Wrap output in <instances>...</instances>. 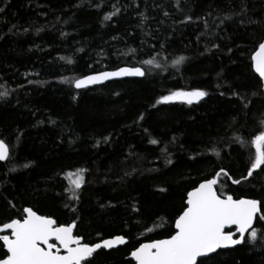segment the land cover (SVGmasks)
<instances>
[{
	"label": "trees",
	"instance_id": "trees-1",
	"mask_svg": "<svg viewBox=\"0 0 264 264\" xmlns=\"http://www.w3.org/2000/svg\"><path fill=\"white\" fill-rule=\"evenodd\" d=\"M0 8V92H9L0 139L10 149L0 161V224L32 207L75 220L89 243L124 235L128 244L99 250L95 264H133L131 251L173 234L187 193L221 169L223 192L264 201V171L244 179L255 149L236 141L264 129L252 61L264 41V0H0ZM153 57L164 68L143 78L84 89L62 82L147 70L142 61ZM196 89L208 92L199 103L157 104ZM78 169L87 171L73 201L66 174ZM255 227L264 231V221ZM208 264H264V240L219 250Z\"/></svg>",
	"mask_w": 264,
	"mask_h": 264
},
{
	"label": "snow or ice",
	"instance_id": "snow-or-ice-1",
	"mask_svg": "<svg viewBox=\"0 0 264 264\" xmlns=\"http://www.w3.org/2000/svg\"><path fill=\"white\" fill-rule=\"evenodd\" d=\"M3 11L4 9L0 8V12ZM118 11L117 9L104 19L111 20ZM165 15L168 13L165 12ZM191 19L189 16L188 20ZM135 51L130 50L132 53ZM61 59H66L69 64L73 63L70 58ZM185 59L186 57L179 56L173 61L172 66L178 69ZM252 61L255 72L264 81V41L258 43V50L252 56ZM142 65L148 66L147 70L144 67H121L115 71H104L74 80L65 79L62 82L70 83L76 89H84L114 78H143L152 69L164 68L155 57L143 60ZM8 96L7 90L0 92V99ZM207 96L208 92L200 89L175 91L161 96L157 104L180 101L191 105L199 103ZM140 119L142 120L143 116ZM261 123L264 124V121ZM236 141L242 146L248 144L255 149L254 154H250V167L244 179L247 180L252 178L254 173L264 171V129L250 142H245L240 137H236ZM150 143L156 145L159 141L152 139ZM216 155L219 156V152ZM9 157V145L4 139H0V161H8ZM24 167L28 168L31 165L25 164ZM86 171L87 169H78L66 174L71 185L67 191L71 192L70 199L73 201L80 199L79 193L85 183ZM221 173L225 177L229 175L227 171L221 169L213 178L200 182L187 193L186 207L174 221L173 234L164 239L140 243L131 251L130 255L135 264H208L213 254H218L220 249L236 248L249 242L255 244L258 239L264 240V231L254 227L258 222L264 221V201L234 198L233 195L223 192L219 188ZM232 183L240 184L241 180L234 179ZM71 210L76 211L74 208ZM162 224L163 220L161 226ZM233 226L235 231L229 230ZM76 229L75 220L60 223L51 216L38 214L32 207H25L19 218L0 224V249L4 250L0 253V264H95V256L99 250H111L128 244L124 235H115L101 242L89 243L83 236L74 234ZM148 231L151 232L153 229L148 228Z\"/></svg>",
	"mask_w": 264,
	"mask_h": 264
},
{
	"label": "water",
	"instance_id": "water-1",
	"mask_svg": "<svg viewBox=\"0 0 264 264\" xmlns=\"http://www.w3.org/2000/svg\"><path fill=\"white\" fill-rule=\"evenodd\" d=\"M258 50V49H257ZM122 67H133V66H122ZM139 67V66H138ZM119 68H121V67H119ZM118 69V68H117ZM117 69H115V70H117ZM115 70H106V71H115ZM101 72H104V71H101ZM97 73H100V72H97ZM97 73H92V74H89V75H94V74H97ZM258 74V73H257ZM259 75V74H258ZM87 76V75H86ZM83 78V77H82ZM129 78H141V77H123V78H114V79H112V80H109V81H106V82H104V83H101V84H97V85H90L89 87H87V88H90V87H94V86H99V85H103V84H105V83H107V82H110V81H116V80H122V79H129ZM263 84H264V81H263ZM174 102H180V101H174ZM194 189V188H193ZM192 189V190H193ZM191 190V191H192ZM243 198H248V197H243ZM249 199H253V198H249ZM39 214V213H38ZM254 227H255V225H254ZM229 230H231V231H235V227L233 226V228L232 229H229ZM75 234V233H74ZM237 235H238V233H237ZM114 237V236H113ZM110 238H112V237H110ZM126 238V237H125ZM247 238V237H246ZM106 239H108V238H106ZM127 239V238H126ZM164 239V238H163ZM128 240V239H127ZM102 241V240H101ZM101 241H99V242H101ZM148 242H151V241H145V242H143V243H148ZM121 246H124V245H120V246H118V247H116V248H113V249H117V248H119V247H121ZM113 249H111V250H113ZM228 249H231V248H228ZM220 250H226V249H220ZM219 251V250H218ZM63 254V253H62ZM129 259H131L132 260V258H131V255L129 256ZM133 261V264H135V261L134 260H132Z\"/></svg>",
	"mask_w": 264,
	"mask_h": 264
},
{
	"label": "bare ground",
	"instance_id": "bare-ground-1",
	"mask_svg": "<svg viewBox=\"0 0 264 264\" xmlns=\"http://www.w3.org/2000/svg\"><path fill=\"white\" fill-rule=\"evenodd\" d=\"M9 222V221H8ZM145 242V241H144Z\"/></svg>",
	"mask_w": 264,
	"mask_h": 264
}]
</instances>
